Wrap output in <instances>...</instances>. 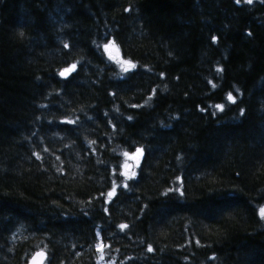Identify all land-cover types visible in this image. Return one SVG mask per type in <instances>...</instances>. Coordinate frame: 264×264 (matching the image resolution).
I'll list each match as a JSON object with an SVG mask.
<instances>
[{"label":"trees","instance_id":"1","mask_svg":"<svg viewBox=\"0 0 264 264\" xmlns=\"http://www.w3.org/2000/svg\"><path fill=\"white\" fill-rule=\"evenodd\" d=\"M99 244L264 264V0H0V264Z\"/></svg>","mask_w":264,"mask_h":264},{"label":"rangeland","instance_id":"2","mask_svg":"<svg viewBox=\"0 0 264 264\" xmlns=\"http://www.w3.org/2000/svg\"><path fill=\"white\" fill-rule=\"evenodd\" d=\"M117 49H116V46L113 44V43H111V42H109V43H107V44H105L104 45V51H105V53L114 61V62H116L117 64H119L124 70H128V69H131L132 67H133V64L132 63H130V62H128V61H126V60H124V59H122L119 55H118V53H117V51H116ZM135 159V155L134 154H132V155H129L128 157H127V161L124 163V170H126V168H127V163H128V161H132V160H134ZM124 170L122 169V172L124 173V174H126L125 172H124ZM101 248H102V245L101 244H99V246H98V250H99V260H98V264H115L114 263V261H108V260H105L104 259V255L101 253Z\"/></svg>","mask_w":264,"mask_h":264},{"label":"water","instance_id":"3","mask_svg":"<svg viewBox=\"0 0 264 264\" xmlns=\"http://www.w3.org/2000/svg\"><path fill=\"white\" fill-rule=\"evenodd\" d=\"M65 76H66V74L63 77H65ZM43 259H44V255L40 254V255L36 256L35 258H33L31 260L30 264H42Z\"/></svg>","mask_w":264,"mask_h":264},{"label":"snow or ice","instance_id":"4","mask_svg":"<svg viewBox=\"0 0 264 264\" xmlns=\"http://www.w3.org/2000/svg\"><path fill=\"white\" fill-rule=\"evenodd\" d=\"M237 2H239V0H237ZM247 2H248V3H252V0H247ZM66 46H67V45H66ZM74 67H75V65H73V68H74ZM65 71H67V70H65ZM60 75H61V76H64V75H65V72H64V71L60 72ZM228 99H229V100H233L232 95H229V96H228ZM137 151L139 152L140 150H137ZM109 195H111V193H109ZM120 227H121V228H125V227H127V226H126V225H121ZM148 250H149V251H152L151 248H149Z\"/></svg>","mask_w":264,"mask_h":264}]
</instances>
